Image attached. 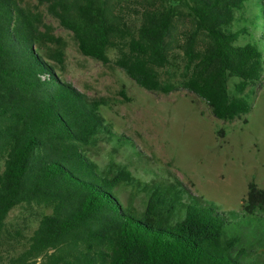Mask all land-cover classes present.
<instances>
[{"label": "trees", "instance_id": "trees-1", "mask_svg": "<svg viewBox=\"0 0 264 264\" xmlns=\"http://www.w3.org/2000/svg\"><path fill=\"white\" fill-rule=\"evenodd\" d=\"M39 1L82 55L107 65L115 51V64L141 88L186 90L225 123L252 110L247 91L264 72V0H145L135 26L122 0ZM41 24L18 0H0V259L264 264V237L234 233L228 215L201 198L181 201L170 181H143L126 162L100 171L88 154L112 139L101 112L107 101L61 79L52 62L62 63L64 53L48 46L58 40ZM121 186L146 193L143 212L134 200L123 206ZM242 206L239 221L264 218V188L251 182ZM20 207L34 211L29 235L9 229ZM176 213L181 220L171 223Z\"/></svg>", "mask_w": 264, "mask_h": 264}, {"label": "rangeland", "instance_id": "rangeland-1", "mask_svg": "<svg viewBox=\"0 0 264 264\" xmlns=\"http://www.w3.org/2000/svg\"><path fill=\"white\" fill-rule=\"evenodd\" d=\"M144 1L122 0L119 4L133 26L140 22ZM18 2L40 15L41 30L46 32L49 27L58 40L48 46L64 53L62 63L52 62L61 79L92 98L107 101L101 112L113 126L112 139L101 143L99 149L91 148L88 154L100 165V171L109 161L131 164L133 174L143 181H170L172 193L181 201L189 198L195 203L201 198L228 215L234 233L247 229L250 238L264 237V218L239 221L249 184L255 182L264 188V72L262 81L247 91L252 110L241 119L225 123L186 90L162 95L141 88L115 64V51L109 52L111 61L107 65L85 57L72 32L48 13L46 4L39 0ZM236 81L239 79L232 78L231 83ZM115 192L125 208L134 200L138 211L145 210L146 193L123 186ZM34 218V211L17 208L9 216V229L29 235L36 226ZM180 220L176 213L171 223ZM3 251L0 247V253ZM7 263L0 259V264ZM34 264H43V260Z\"/></svg>", "mask_w": 264, "mask_h": 264}]
</instances>
